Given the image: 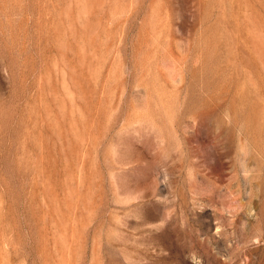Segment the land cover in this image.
<instances>
[{
	"label": "rangeland",
	"instance_id": "obj_1",
	"mask_svg": "<svg viewBox=\"0 0 264 264\" xmlns=\"http://www.w3.org/2000/svg\"><path fill=\"white\" fill-rule=\"evenodd\" d=\"M0 264H264V0H0Z\"/></svg>",
	"mask_w": 264,
	"mask_h": 264
}]
</instances>
